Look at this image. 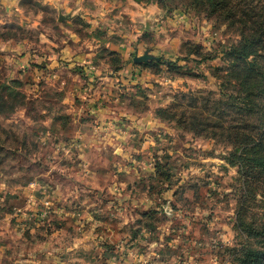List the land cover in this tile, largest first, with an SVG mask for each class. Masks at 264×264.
Segmentation results:
<instances>
[{"label":"rangeland","instance_id":"rangeland-1","mask_svg":"<svg viewBox=\"0 0 264 264\" xmlns=\"http://www.w3.org/2000/svg\"><path fill=\"white\" fill-rule=\"evenodd\" d=\"M223 1L253 10L0 0V264H238L261 245L263 176L241 178L225 125L196 120L241 105L226 50L263 0Z\"/></svg>","mask_w":264,"mask_h":264},{"label":"trees","instance_id":"trees-1","mask_svg":"<svg viewBox=\"0 0 264 264\" xmlns=\"http://www.w3.org/2000/svg\"><path fill=\"white\" fill-rule=\"evenodd\" d=\"M212 2L213 10L220 12L226 4L223 0H212ZM243 6L241 9L227 8L221 14L229 18L231 13L237 11L241 15L253 10ZM240 33L242 38L238 44L229 46L226 56L232 61L233 69L229 75L235 77V87L237 90L243 89L241 95L231 96L241 100V105L214 102L207 108L211 109V112L204 119L197 117L196 120L206 121L217 118L215 122L220 127L225 125L224 129L228 131L227 137L234 139L233 150L227 157L228 163L239 167L241 178L245 181L255 177L261 179V176L264 180V0L262 12H257L256 19L248 25L243 21L240 25ZM227 109L230 110L227 112ZM234 112L241 114L239 120H235ZM224 113L233 116L225 124L220 122ZM253 114L255 117H252ZM245 181L244 183L247 184ZM260 225H248L247 228L250 234L253 233L259 239L261 245L259 247L242 245L236 257L238 264H264V223Z\"/></svg>","mask_w":264,"mask_h":264},{"label":"crops","instance_id":"crops-1","mask_svg":"<svg viewBox=\"0 0 264 264\" xmlns=\"http://www.w3.org/2000/svg\"><path fill=\"white\" fill-rule=\"evenodd\" d=\"M131 8H133V5H131L130 3L128 4V6L127 5H125L124 7H122V13L124 12L125 14H128L129 16H130V18L132 19V20H134V21H136V22H144V24H145V28L147 29L148 28V26L147 25H149L148 24V22H150V20L151 19H148V18H153L151 15H147L146 13L148 12V10H149V8L148 9H144L143 7H140L141 9H138V11H136L135 13H132L131 11H130V9ZM136 9H137V7H135ZM156 8V7H155ZM120 10V9H119ZM119 10H117V11H119ZM121 11V10H120ZM157 12H158V10L156 9V13L155 14H157ZM150 16V17H149ZM114 25H115V23H113ZM105 31H106V33H110V32H116L115 31V28L113 27V28H110V26L109 25H106V28H105ZM137 31H139V30H137ZM122 33H123V31H122ZM132 33H134V32H132ZM131 33V34H132ZM136 34H137V32H135ZM131 34H130V36H131ZM138 35V34H137ZM124 37H122V38H119L120 39V46H121V49L122 50H127V46H126V42H127V38L128 37H126V35L124 34L123 35ZM139 36V35H138ZM137 37V36H136ZM114 42H116V41H114ZM174 42H175V40H169L168 42H166L165 44H164V46H165V49H167V51H171V48L172 47H174L175 45H174ZM176 44H178V43H176ZM161 47H163V46H161ZM112 48V47H111ZM117 50H120L119 48L117 49ZM123 54V56L126 58V56H125V54L126 53H122ZM87 57L85 54H82V57H80V55L79 56H77V60H82L83 61V59H85V58ZM88 60V59H87ZM87 62V61H86ZM89 72H91V73H87V75H91L92 74V71H89Z\"/></svg>","mask_w":264,"mask_h":264},{"label":"water","instance_id":"water-1","mask_svg":"<svg viewBox=\"0 0 264 264\" xmlns=\"http://www.w3.org/2000/svg\"><path fill=\"white\" fill-rule=\"evenodd\" d=\"M146 58H151V57L146 55V57H144L143 59H146ZM136 60H138V58L135 57L134 61H136Z\"/></svg>","mask_w":264,"mask_h":264}]
</instances>
